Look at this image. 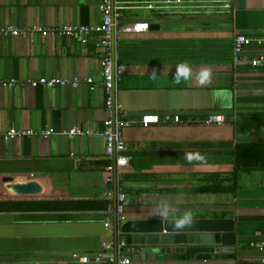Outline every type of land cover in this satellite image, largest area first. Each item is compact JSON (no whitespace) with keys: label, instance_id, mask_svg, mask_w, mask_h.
<instances>
[{"label":"crops","instance_id":"crops-1","mask_svg":"<svg viewBox=\"0 0 264 264\" xmlns=\"http://www.w3.org/2000/svg\"><path fill=\"white\" fill-rule=\"evenodd\" d=\"M185 1L232 8L214 16L124 11L123 22L160 25L146 34L122 35L118 100L124 116L185 121L122 130L130 159L121 177L129 199L126 217L166 221L190 212L192 220L232 219L236 257L169 255L132 264H264V168L241 170L235 193L198 192L235 170L238 145L264 144V64L237 65L233 49L235 34L243 33L259 40L246 48V61L264 57V0ZM100 5L101 0H0V28L97 25ZM97 42V35L85 46L38 33L0 38V264H83L112 234L104 226L112 187L100 136L109 114ZM40 78L82 82L54 89L25 85ZM12 79L19 82L3 85ZM213 115L225 122L203 123ZM73 128L83 135L66 136ZM12 129L38 135L10 138ZM47 131L53 134L42 135ZM163 208L166 217L159 215Z\"/></svg>","mask_w":264,"mask_h":264},{"label":"built area","instance_id":"built-area-1","mask_svg":"<svg viewBox=\"0 0 264 264\" xmlns=\"http://www.w3.org/2000/svg\"><path fill=\"white\" fill-rule=\"evenodd\" d=\"M146 9L158 11L163 15H222L232 8L231 3L212 2L200 4L187 2L185 0H160L148 2H135L129 0H101L100 10L102 21L97 25H64L55 27L19 28L16 26H6L0 28L1 37H21L28 38L32 34H40L42 37L52 38H75L83 46L87 45L91 38L98 36L97 48L101 54V76L102 86L106 93V110L109 117L104 122L100 136L105 140V158L108 160L106 172L109 174L108 184L112 187L109 193V216L104 224L112 234L103 239L100 251L93 257H84L83 264H132L128 255L137 254L140 248L137 245L129 244L125 235L121 232L122 224L127 221L126 212L129 207V199L124 192L120 179L123 171L128 169L130 159L127 157L128 146L122 135V130L132 124H140L148 127L160 124H182L185 123L180 116L167 118L156 114H144L137 121L127 120L124 116L123 105L118 100V84L121 80V71L118 67V49L122 40V35H142L150 31V23L147 21L123 22L124 11L129 9ZM254 42L253 38L243 33H237L233 40L234 60L237 65L249 64L252 67H259L264 64V57L254 58L247 62L244 53L246 48ZM90 82L89 79H84ZM19 81L12 79L3 82L4 86H13ZM81 78H40L39 80H27L25 85L36 88L38 86L54 89L58 87H79ZM23 83V82H22ZM225 119L221 115H213L205 118L203 123L207 125L223 124ZM53 133L47 131L42 135L50 136ZM38 133L31 130L12 129L8 136L10 138L33 137ZM66 136L73 138L83 135L79 128H73ZM264 263V260H263Z\"/></svg>","mask_w":264,"mask_h":264},{"label":"water","instance_id":"water-1","mask_svg":"<svg viewBox=\"0 0 264 264\" xmlns=\"http://www.w3.org/2000/svg\"><path fill=\"white\" fill-rule=\"evenodd\" d=\"M159 23L150 24L155 31ZM177 220H127L121 226L129 244L137 245L139 253L128 255L132 261L152 262L169 255L196 259H233L236 257L235 222L232 219H193L178 227Z\"/></svg>","mask_w":264,"mask_h":264},{"label":"trees","instance_id":"trees-1","mask_svg":"<svg viewBox=\"0 0 264 264\" xmlns=\"http://www.w3.org/2000/svg\"><path fill=\"white\" fill-rule=\"evenodd\" d=\"M234 163L235 170L232 173L217 175L214 182L199 189L198 192L235 193L238 187L239 172L241 170L264 168V144H258L257 146L238 145L235 152ZM133 179L139 181L141 178L135 177ZM120 182L122 185V178Z\"/></svg>","mask_w":264,"mask_h":264},{"label":"clouds","instance_id":"clouds-1","mask_svg":"<svg viewBox=\"0 0 264 264\" xmlns=\"http://www.w3.org/2000/svg\"><path fill=\"white\" fill-rule=\"evenodd\" d=\"M167 214H168L167 208H163L159 211V215L161 217H166ZM190 223H192V215L190 212H185L184 215L176 221V224L178 227H183V226L190 224Z\"/></svg>","mask_w":264,"mask_h":264}]
</instances>
